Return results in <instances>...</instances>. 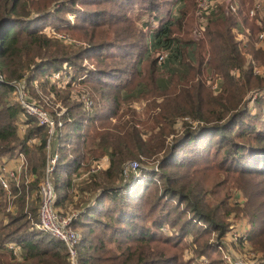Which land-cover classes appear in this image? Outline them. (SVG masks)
Returning <instances> with one entry per match:
<instances>
[{"label":"trees","instance_id":"trees-1","mask_svg":"<svg viewBox=\"0 0 264 264\" xmlns=\"http://www.w3.org/2000/svg\"><path fill=\"white\" fill-rule=\"evenodd\" d=\"M233 1L238 12L217 3L192 40L196 0H0V163L21 153L27 161L19 187L11 184L15 211L0 190V264L71 262L65 243L34 225L50 137L18 102L19 83L28 101L62 122L52 136L51 179L56 207L86 206L72 222L78 264H192L187 249L221 264L212 239L227 233L232 212L247 220L248 242L264 256V76L254 72L264 48H244L232 31L242 23L257 37L264 19L248 21L253 0ZM144 16L157 26L139 24ZM48 26L74 42L47 34ZM73 85L94 100L92 109L70 100ZM143 101L141 110L131 106ZM103 157L107 168L92 169ZM133 159L143 178L124 175ZM236 190L243 203L230 206Z\"/></svg>","mask_w":264,"mask_h":264},{"label":"built area","instance_id":"built-area-1","mask_svg":"<svg viewBox=\"0 0 264 264\" xmlns=\"http://www.w3.org/2000/svg\"><path fill=\"white\" fill-rule=\"evenodd\" d=\"M208 3H209L208 0H198L196 2L197 5L195 9L197 11L198 18L201 21L200 24H197L195 26L198 32L200 31L199 28L203 30L205 29V27H203L204 25L203 22L205 21L206 23L207 16L212 10L210 9ZM222 4L224 6L225 14L228 15L229 13L237 12L233 0H224L222 1ZM259 5L260 4L258 3L257 6ZM202 31L200 32V36L202 35ZM58 36L60 38H64L62 35L58 34ZM164 56L165 53H161L158 56V59L161 60L163 59ZM256 69L257 67L254 68L255 73L258 72ZM57 75L58 76H55L54 74L52 80L59 78L60 75L58 73ZM16 97L18 102L21 103V106L25 114L32 116L33 118L37 119V121H39L40 124L47 127L48 135L50 137L46 143L47 166L45 168V172H46L45 178L39 182L36 189V194L39 198L40 203H39L37 221L34 223L35 228L39 231H44L50 234L52 237H54L57 240L59 239L61 242H64L69 253V259L71 261L70 264H78L77 245L79 243L78 240L80 238V235L72 229V222L73 220L76 219L77 215L79 214V211H75V212L72 211L71 213H62L61 211L57 210L56 207H54L56 203V191L51 182V175L53 173L52 171L58 159V154H55L51 147V143L53 139L52 136L54 134L56 125L61 126L62 122L56 121V119L50 117L42 107L36 105L32 101H28L26 99L27 95L23 88V84L20 83L18 84V87L16 89ZM11 159H16L18 161L12 167H8L6 163L4 164L6 160H4L2 164H0V190L8 194L9 204L7 208L8 210L13 211L14 205L12 204V201L15 196L11 192L12 191L11 184H14L17 187H19L18 185L21 179L22 171L26 168L27 161L22 153L18 154L16 157ZM138 167H139L138 162H128L123 169L124 175H127L130 172H135L136 173L135 177H139ZM154 169L157 170L156 166L154 167ZM243 237L247 239V237L245 236ZM7 247L16 256H18V254L20 253V249L16 245V243L8 242ZM247 262L248 261H246V263ZM263 262H264V256L261 257L259 256V258L254 257V260L248 264H262ZM235 264H245V263L240 261H235Z\"/></svg>","mask_w":264,"mask_h":264},{"label":"rangeland","instance_id":"rangeland-1","mask_svg":"<svg viewBox=\"0 0 264 264\" xmlns=\"http://www.w3.org/2000/svg\"><path fill=\"white\" fill-rule=\"evenodd\" d=\"M197 1L198 0H196V2ZM222 1H224V0H208V2H209L208 4L210 6V9L216 10V7H215L216 4L219 3V2L222 3ZM233 3L235 4L236 9H237L236 3L234 1H233ZM258 3L260 4L259 6H257ZM263 5H264V0H253V4H251V10L248 12V15H247L248 16V21L254 20L253 17H255L256 14H259L264 19V8H263ZM136 8H138V7H135L133 10H131V12L134 13V14L139 13V11H136ZM194 10H195V12H193V21L194 22L190 26L191 28L188 31V37H190L192 40H198L200 38V32L203 29L199 28V30H200L199 32L196 30L195 26L197 24H200L201 21L198 18V14H197L196 9H194ZM252 11H253V13H252ZM237 12H238V9H237ZM176 14H177V12H176ZM70 18L73 19V16L70 15ZM145 21H149V24L151 25V28L156 27L157 24H158V22L156 21L155 17H153V16L148 17V18L145 17V16L142 17L139 24H141V23H143ZM203 24L204 25L206 24L205 21L203 22ZM204 25H203V27H204ZM239 26L233 25L232 31H233V34L235 36V39L237 41H239L240 43H242L244 48L248 47L249 41H252V44H254V47H256V48L257 47L258 48H264V33L262 31L258 34L257 37H251L250 36L251 30H250V28L248 26H244L242 23H240ZM45 32H47V34H53V33L57 32V31H54V30H53V32L50 31V28L48 26V27L45 28ZM56 34L62 35L64 38H66L70 42L71 41L74 42V39L70 38L69 36H67L64 33H61V32L58 33L57 32ZM246 55H248V52L246 53ZM84 64L90 65L88 62H84ZM260 65L264 66L261 63H260ZM261 66H258L257 64H255L254 67H257L256 70L258 71L257 72L258 74L264 76V68L261 67ZM57 73L60 75L61 72L60 73L59 72L54 73L55 76H58ZM53 77H54V75L50 74L48 76V79L50 80V78H51V80H52ZM64 78L68 79L69 76L65 75ZM258 92H259L258 90H250L249 93H248V96H252V97L256 98ZM51 97H53V94H51ZM70 100L81 103L83 108H84V110L92 109L93 104H94V100H92V98L89 97V95L82 90V87H79L78 85H73L72 90H71ZM32 102H34L36 105L42 107L47 112V114L50 117H52L50 115V113L48 112V109L43 107L39 102H37L35 100H32ZM144 104H145V101L140 102V103H135L134 102L133 105H131V106H133L137 110H141L143 108ZM55 107L59 108V110H60L58 112V114H62V113H64L66 111V107L60 101L56 102ZM180 124H181L180 121L177 122L176 127H179ZM57 126L58 125H56V127ZM140 159H142V157ZM139 161L140 160L133 159V160H128L126 163H128V162H138L140 164ZM108 164H109L108 158L107 157H103L101 161L93 164L92 169H104V168H107ZM152 165H154V167H155L156 163L154 162L153 164H151V163L149 164V166H152ZM149 166H148L149 169H154L153 166L152 167H149ZM85 176H86L85 172H81L80 174H76L74 176V179H75V181L79 182V181H81L82 177H85ZM29 177H30L31 180L33 179L32 175H30ZM139 177H142V176H139ZM44 178H45V174L39 180V182L42 179H44ZM51 182H52V179H51ZM87 198L88 197L83 195L79 199H83V201H85ZM243 199H244V197L242 196V194L236 190L233 193V195L228 199V203H229L230 206L242 205ZM39 203H40V201L38 202V207H39ZM83 205H85V204H83ZM54 207H56V206H54ZM15 209L16 208L14 207L13 210L15 211ZM56 209L61 211L62 213H65V211H63L59 207H56ZM68 209H70V208H68ZM84 210H86V206L83 207V209L79 211L78 215H80ZM68 213H71V211H69ZM227 220L229 221V230L227 231V233L222 237V239H219V238L212 239L214 243H217V245L215 247H216V250H218V252H219V257L221 258V264H235V261H240V262H244L245 264H248V263H250L251 261L254 260V257L259 258V256L260 257L263 256L262 255L263 254L262 251H254V249H252V247L250 246V243L248 242V239H245L243 237V236L246 237V235H247L246 231L249 228V224L247 223V220H245V218H243L242 215H236L235 212L230 213ZM72 229L79 234V231L77 229L73 228V224H72ZM170 229L171 228L168 227L167 225H164V227H163V230H165L166 232L168 230H170ZM212 256H214V255H212ZM183 257L186 260H188V259L193 257L192 264H207L206 262H207V260H209V259L206 260L205 257H202L200 259L195 258L193 256V253H192L191 249L185 250L184 253H183ZM246 261H248V262L246 263Z\"/></svg>","mask_w":264,"mask_h":264},{"label":"crops","instance_id":"crops-1","mask_svg":"<svg viewBox=\"0 0 264 264\" xmlns=\"http://www.w3.org/2000/svg\"><path fill=\"white\" fill-rule=\"evenodd\" d=\"M17 162H18V161H17L16 159H11V160L7 159V160L4 162V164L6 163L8 167H12V166H14ZM75 191H76V195H75L76 198H77L78 196H81V194H79L77 190H75ZM92 197H93V195L90 196V198H92Z\"/></svg>","mask_w":264,"mask_h":264}]
</instances>
